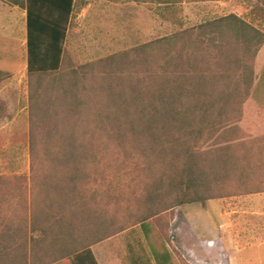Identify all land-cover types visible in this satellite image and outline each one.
Listing matches in <instances>:
<instances>
[{"label": "rangeland", "instance_id": "1", "mask_svg": "<svg viewBox=\"0 0 264 264\" xmlns=\"http://www.w3.org/2000/svg\"><path fill=\"white\" fill-rule=\"evenodd\" d=\"M228 3L181 0L168 7L157 0H76L62 70L55 78L44 80L29 76L23 66L25 59L2 50L8 32L0 27V70L4 73L0 78V236L11 232L0 243L35 244L52 252L54 239L32 231L31 224L22 236L16 234L21 211L26 208L29 223L34 206L44 204V212L52 216L43 227L47 234L52 231L50 226L70 212L81 217L103 215L105 227L96 220L98 226L87 230V239L79 248L85 249L93 241L91 248L95 256L100 254V264H156L153 250H167L171 264H264L263 250L237 252V245L232 244L237 242L232 234L246 243L247 230H264V155H254L247 129L240 141L232 143L237 136L226 130L202 148L213 158L218 148L232 145L228 154L239 157V163L227 162L228 180L218 177L227 173L220 161L212 165L215 175L211 181L214 186L225 182V191L214 189L212 199L178 205L174 195L160 201L149 199L151 179L160 175V167L146 168L138 158L141 139L123 124L127 122L122 96L129 99L131 87L138 82L137 75H131L135 66L123 56L228 16ZM244 9L248 19L252 9L246 4ZM7 12L8 8L0 11V22L7 19ZM257 27L264 30L262 25ZM252 99L264 112V76ZM72 150L98 154L99 158L96 165L85 169L86 183L80 185L85 211L78 196L49 183L39 184L60 173L61 168L53 165L55 155ZM237 169L240 171H234ZM163 189L160 193L168 191ZM143 220L151 228L149 235L140 223ZM64 239H57V247L71 242ZM143 250L149 262L139 259Z\"/></svg>", "mask_w": 264, "mask_h": 264}, {"label": "trees", "instance_id": "2", "mask_svg": "<svg viewBox=\"0 0 264 264\" xmlns=\"http://www.w3.org/2000/svg\"><path fill=\"white\" fill-rule=\"evenodd\" d=\"M157 1L170 7L181 0ZM3 2L27 12L29 76L43 80L55 78L63 67L68 29L76 0ZM129 59L132 61L131 66H135L131 75L135 73L138 82L131 87L129 99L122 96V99L125 98L123 101H126L127 122L123 124L128 125L131 133L141 139L137 149L138 158L145 163L146 168L160 167V175L151 179V201L174 195L176 203L183 205L212 199L215 196L214 189L225 191V182H220L223 186L220 183L214 186L211 181L215 175L212 165L220 161L227 173L223 171L224 174L218 177L228 180L227 162H236L239 157L228 154L232 145L224 149L226 151L218 148L213 158L206 156L202 148L209 141L215 142L217 136L226 130L231 134L233 131V135L237 136L231 141L234 143L240 141L242 131L247 129L250 139L248 145L254 147V155H264V112L252 99L264 68V32L235 15H229L143 45L123 56V60ZM3 75L0 71V78ZM116 135L123 138L121 132H116ZM253 140L256 141L254 146L250 144ZM250 147L249 152L252 153ZM79 152L72 150L56 154L53 165L61 168L60 173L45 178L39 184L49 183V186L63 190V193L78 196L82 202L85 193L80 185L86 183L85 169L96 165L99 158L98 154ZM163 186L168 191L160 193ZM68 206H71L69 202ZM80 206L85 211L86 203L82 202ZM21 212L17 235L22 236L31 224L32 231L39 230L47 238L54 239L52 241L55 244L51 245L53 250L57 247V239L65 241L64 237L70 238V243L64 242L58 246L60 251H53L57 258L69 264H100L97 262L100 254L95 256L91 248L94 246L93 241H89L91 245L85 249L79 248L87 239V230H95L98 223L105 227L103 215L92 213L81 217L74 211L70 212L60 222L50 226L51 234H47L48 231L43 227L49 224L52 216L44 212V204L34 206L33 218L29 223L26 208ZM96 220L99 222L95 223ZM140 223L149 235L150 226L145 220ZM63 230H69L70 233H64ZM75 230L86 231L82 234ZM88 233L94 235L91 231ZM5 234L9 236L11 232ZM6 235L0 238L6 239ZM48 249L43 251L46 255ZM153 251L156 264H171V255L167 250L163 253ZM139 259L142 262L144 259L150 261L144 250Z\"/></svg>", "mask_w": 264, "mask_h": 264}, {"label": "crops", "instance_id": "3", "mask_svg": "<svg viewBox=\"0 0 264 264\" xmlns=\"http://www.w3.org/2000/svg\"><path fill=\"white\" fill-rule=\"evenodd\" d=\"M228 1V0H224ZM230 3V4H229ZM229 9L231 14L235 15L242 20H244L247 24L258 28L257 26H264V0H229ZM249 5L252 9V16L248 19L244 15L243 11L244 5ZM9 9V13L6 14L8 17L4 23L0 22V27L2 29L7 30L8 35L6 42L1 47L5 53L15 54L17 58L25 59L23 66L28 71L27 66V12L25 9L20 7L11 6L0 0V11ZM228 15V16H229ZM3 23V24H2ZM261 30V29H259ZM264 32V30H261ZM2 71V70H0ZM260 78L256 84V87L259 86L263 76H264V68L261 70ZM255 87V88H256ZM256 102V101H255ZM257 105V104H256ZM260 107L259 105H257ZM247 238L246 243L239 238V236L232 237L235 238L232 241V244L235 243L237 245V252L247 250V249H260L264 251V230H247ZM243 236L244 233H240L238 235ZM245 235V234H244ZM242 238V237H241ZM242 240V242H241ZM49 250V249H48ZM52 252L59 251L58 247L51 248ZM51 252V254H52ZM45 254L39 245L35 244H24V243H0V264H55L56 262L59 264H65L63 259L57 258L54 254ZM51 257V261L49 258ZM264 258V256H263Z\"/></svg>", "mask_w": 264, "mask_h": 264}]
</instances>
